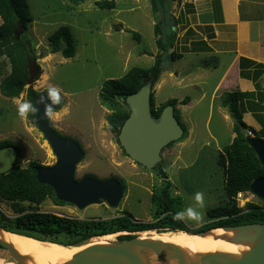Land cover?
I'll list each match as a JSON object with an SVG mask.
<instances>
[{
	"label": "rangeland",
	"instance_id": "1",
	"mask_svg": "<svg viewBox=\"0 0 264 264\" xmlns=\"http://www.w3.org/2000/svg\"><path fill=\"white\" fill-rule=\"evenodd\" d=\"M99 1L102 0H87L75 6L69 0H27L32 22L26 36L42 72L32 87L46 95L49 86L61 90L63 106L58 110L57 117L50 121L58 135L75 140L84 151V159L76 170L77 181L87 177L98 181L118 180L125 189L124 198L118 208L101 204L91 205L84 210L50 198L40 206V211L82 221H111L129 214L135 224L151 223L155 221L157 213L151 202L152 195L160 192L165 182L158 172L141 167L125 154L118 138L109 130L111 111L103 106L99 94L106 81L120 79L136 67L150 69L154 66L159 55L155 25L160 15L155 17L150 0H106L115 1L113 10L100 9L97 6ZM171 1V13L178 19H181L183 12L179 13L186 3L192 2L195 6L201 2ZM250 1L256 0H240L243 9L249 8ZM216 3L210 2L212 7ZM187 10L192 11L191 8ZM181 23L173 29V37L184 34ZM62 27H69L73 34L76 46L74 58L65 59L61 53L49 54L47 51L49 37ZM186 39L187 36L181 43L185 44ZM196 50L197 47L185 48V52L181 53L182 58L173 62L166 60L165 70L153 90L156 107L177 99L180 112L177 115L188 130L187 137L164 151V171L172 183V195L183 199V210L191 207L201 214L199 222L187 218L183 220L190 230L208 224L207 212L227 203L225 175L218 164V156L233 142L235 133L234 119L229 110L222 106V99L226 93L241 90L235 84V79L241 73L240 63L237 64L239 70L235 69L222 82L225 69H221L220 73L210 71L208 75L201 64L208 62L214 66L215 60L203 56L197 58L198 55L193 53ZM195 62L200 68L194 65ZM252 67L257 69L256 66ZM10 70L8 60H0V84ZM255 72L249 71L251 75ZM185 78L191 81L186 82ZM259 81L262 90L258 89V92L264 95V73ZM28 88L13 99L4 97L0 92V142L11 141L17 145L24 168L33 161L43 167H51L57 163V158L48 141L30 114L25 120L17 115V102L28 101ZM255 91L257 87L254 84L250 92ZM187 97L191 98V105H181ZM65 106L68 109L66 113L62 111ZM242 109L245 110L244 107ZM246 111L249 109L246 108ZM248 114H244L245 123L256 131L255 137L264 140V112ZM197 192L203 193V207L195 200ZM249 203L264 206V201L253 193L237 197L241 209L247 210ZM28 207V203H1L0 218L6 216L13 220L19 211ZM129 235V232L121 233L115 240H126L125 237ZM69 239L66 235L60 237L63 242ZM89 242L82 241L76 245L85 246ZM6 261L16 264L13 255L0 248V264Z\"/></svg>",
	"mask_w": 264,
	"mask_h": 264
},
{
	"label": "trees",
	"instance_id": "2",
	"mask_svg": "<svg viewBox=\"0 0 264 264\" xmlns=\"http://www.w3.org/2000/svg\"><path fill=\"white\" fill-rule=\"evenodd\" d=\"M69 1L73 5L79 6L87 0ZM150 1L155 17L158 14L160 15V19L155 25L156 45L159 48V55L155 59L154 66L150 69L136 67L120 79L106 81L99 94L103 106L111 111L108 117L109 130L117 138L124 122L130 115V109L125 103L126 98L136 94L145 82L149 80L155 86L165 70L164 63L166 60L173 62L182 58L181 53L175 49L176 37H173V34L175 35L173 29L177 27L178 21L171 13L172 1ZM97 6L100 9L113 10L116 7V3L115 1L102 0L97 2ZM0 18L2 20L0 25V60L7 59L11 68L10 73L0 84V92L4 97L13 99L19 97L28 86L30 79L29 54L34 53L32 47L25 49L23 45L28 42L26 35L20 41L15 36L17 28H24L28 32V26L32 22L27 0H0ZM207 48L204 45L202 50L206 51ZM47 51L49 54L61 53L65 59L75 57L76 46L69 27H62L49 37V48ZM252 66H256L257 69ZM240 69L242 78L252 80L258 92V89L261 88L259 80L264 73V64H258L242 58ZM252 70L253 72L256 70V72L251 75L249 71ZM41 74L42 72H40V77ZM257 92L234 91L223 96L222 106L229 110L234 119L233 131L235 133L233 142L220 152L218 156V164L225 175L227 203L225 206L209 210L207 212L209 223L195 230L194 232L196 233L215 228L254 223L264 225V206L249 203L247 210H243L237 204V197L240 193H252L251 187L253 183L259 178H264V165L247 142L248 133L251 132L255 135L256 131L244 121V114L248 112L246 108L251 113L264 112V95L259 94V92L257 94ZM42 95L46 94L35 91L33 87L28 88L27 99L34 107L36 99ZM190 100V97L185 98L181 105H187ZM168 105L175 108V116L180 122L177 115L180 113L177 109V99L169 100L160 107H156L154 93L152 94V114L155 119H159L163 109ZM62 106L61 104L59 109ZM243 107L245 110L242 109ZM30 116L34 124H36V112L30 113ZM182 127L185 132L183 140L187 137L188 130L185 126L182 125ZM242 129H246L247 133H243ZM9 146H14L18 149L14 142H0V150ZM18 151L20 155V150L18 149ZM165 165L164 162L155 169L165 182V187L160 192L152 195L151 202L157 209L155 221L135 224L129 214L111 221H82L58 216L54 213L41 212L40 206L47 199L54 198L60 204L64 202L57 199L54 189L38 181L36 168L43 166L37 161H33L24 168L19 157L14 168L9 173L0 176V204L28 203L29 207L19 211L13 220L2 216L0 218V226L11 233L39 241L63 244L69 246V248L82 241L119 232L132 234L151 230H157L158 232L166 230L192 232L183 220L176 221L173 219L176 212L183 211L184 202L181 197L172 195V183L164 171ZM63 235L68 236L70 238L69 241H61L60 237ZM132 237L134 236H127L125 239ZM121 240L124 239L122 238Z\"/></svg>",
	"mask_w": 264,
	"mask_h": 264
},
{
	"label": "water",
	"instance_id": "3",
	"mask_svg": "<svg viewBox=\"0 0 264 264\" xmlns=\"http://www.w3.org/2000/svg\"><path fill=\"white\" fill-rule=\"evenodd\" d=\"M25 35L26 30L24 28H17L15 36L18 41ZM23 45L25 49H28L31 47V42L28 41ZM40 72L41 67L38 64L37 56L34 53L29 54L30 79L28 87H32L36 83L40 77ZM153 90L154 84L149 80L136 94L126 98L125 103L130 109V115L118 135V142L125 154L133 162L149 171H154L160 164L165 162L164 151L173 143L180 141L185 134L182 125L175 116L173 106L168 105L165 107L159 119L153 117ZM42 96L46 97L47 95ZM40 98L41 96L36 99L35 104L37 109L36 125L51 146L57 158V163L51 167L36 168L38 181L54 189L59 201L72 204L80 210H84L91 205L101 204L118 208L125 194V189L118 180L98 181L92 177H87L77 181L76 170L84 159V151L75 140L64 138L56 133L51 121L44 117V106L41 104ZM56 108L58 111L60 105ZM242 131L245 134L247 133L246 129H242ZM248 136V144L254 149L264 165V140L255 137L251 132L248 133ZM19 157V151L14 146L1 149L0 176L9 173ZM251 192L264 201V178H259L253 183ZM0 229L6 231L1 226ZM217 229L233 233L232 237L222 236L221 239L233 244L248 246L250 250L240 256L222 253L201 255L199 261L191 263L188 256L176 245L153 240L152 238L142 239L138 236L146 232H157V230H151L130 233L134 237L126 240L117 239L110 244L91 245L77 253L71 261L65 264H147L141 257L142 252H153L166 264H264L263 224L254 223L221 227L198 233L194 232L197 230L194 228L191 229L192 232L169 230H166V232H185L194 236H206ZM121 233L125 232L110 235L118 236ZM107 236L109 235L95 238ZM0 245L1 248L6 249L13 255L16 264H22L25 260L13 246L1 239Z\"/></svg>",
	"mask_w": 264,
	"mask_h": 264
},
{
	"label": "crops",
	"instance_id": "4",
	"mask_svg": "<svg viewBox=\"0 0 264 264\" xmlns=\"http://www.w3.org/2000/svg\"><path fill=\"white\" fill-rule=\"evenodd\" d=\"M200 1L196 3L197 7L192 2L182 6L179 13L183 12L181 19L174 15L178 21L177 25L182 22L181 25L185 30L184 34L176 36L175 49L177 51L183 53L185 48L197 47L196 52H193L198 55L197 58L201 56L213 58L214 66L208 62L205 65L202 62L201 65L206 68L204 70L208 75L211 74L210 71L220 73L221 69H225L222 82L227 75L234 73L235 69L239 70L237 64L240 63L242 57L264 64V0L250 1L249 8L244 9L240 0ZM214 1L217 3L213 4V8L210 2ZM187 8H191L192 11L189 12ZM186 36L188 40L186 39L185 44L181 43ZM204 45L208 47L206 51L202 50ZM196 67L200 68L198 65ZM188 81L191 80H186ZM235 82L237 89L240 88L242 92H250L254 85L252 80L242 78L241 73ZM191 103L192 100L183 106H190ZM247 113L251 116V112ZM54 127L58 128L56 125Z\"/></svg>",
	"mask_w": 264,
	"mask_h": 264
},
{
	"label": "bare ground",
	"instance_id": "5",
	"mask_svg": "<svg viewBox=\"0 0 264 264\" xmlns=\"http://www.w3.org/2000/svg\"><path fill=\"white\" fill-rule=\"evenodd\" d=\"M14 234L0 229V239L13 246L25 258L22 264H65L87 247L94 244H110L117 237V235H109L107 237L94 238L85 246L76 245L73 248H69L60 244L41 242L37 239ZM139 236L142 239L152 238L153 240L176 245L188 256L191 263L199 261L201 255L222 253L240 256L250 250L248 246L233 244L221 239L222 236H233V233L225 232L223 229L214 230L206 236L166 231L159 233L158 231L146 232ZM141 257L147 264H166L153 252H142ZM5 264L15 263L6 261Z\"/></svg>",
	"mask_w": 264,
	"mask_h": 264
},
{
	"label": "clouds",
	"instance_id": "6",
	"mask_svg": "<svg viewBox=\"0 0 264 264\" xmlns=\"http://www.w3.org/2000/svg\"><path fill=\"white\" fill-rule=\"evenodd\" d=\"M27 33V32H26ZM32 47V46H31ZM35 54V52H34ZM41 104L44 106V117L53 120L57 117L58 111L56 106L62 104L61 90L55 86H49L47 88V96H41ZM37 111L36 107L29 101L17 102V115L21 120L28 118L30 113H35ZM62 111L65 113L68 111L67 106H65ZM195 200L200 207H203V193L197 192L195 195ZM185 218L192 221H201V214L195 211L193 208L189 207L183 211H178L173 216L176 221H182Z\"/></svg>",
	"mask_w": 264,
	"mask_h": 264
},
{
	"label": "built area",
	"instance_id": "7",
	"mask_svg": "<svg viewBox=\"0 0 264 264\" xmlns=\"http://www.w3.org/2000/svg\"><path fill=\"white\" fill-rule=\"evenodd\" d=\"M244 195H245V193H240V194L238 195V197H239V198H242Z\"/></svg>",
	"mask_w": 264,
	"mask_h": 264
},
{
	"label": "flooded vegetation",
	"instance_id": "8",
	"mask_svg": "<svg viewBox=\"0 0 264 264\" xmlns=\"http://www.w3.org/2000/svg\"><path fill=\"white\" fill-rule=\"evenodd\" d=\"M19 149V148H18Z\"/></svg>",
	"mask_w": 264,
	"mask_h": 264
}]
</instances>
